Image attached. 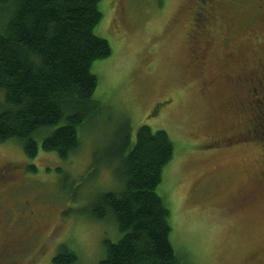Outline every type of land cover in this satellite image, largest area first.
<instances>
[{
	"label": "rangeland",
	"instance_id": "1",
	"mask_svg": "<svg viewBox=\"0 0 264 264\" xmlns=\"http://www.w3.org/2000/svg\"><path fill=\"white\" fill-rule=\"evenodd\" d=\"M196 3L102 0L103 17L94 33L108 42L111 54L91 71L98 80L94 96L107 108L104 122L83 132L79 149L66 161L43 152L40 137L34 160L25 157L18 142L0 143V166L9 164L15 175V189L6 188L0 196H22L50 214L38 225L45 234L41 242L17 247V255L24 256L12 259L15 264L43 263L59 244L76 254L77 264H99L105 241L119 239L111 220L94 219L89 209L99 194L117 188L114 167L98 158L124 117L132 138L145 125L165 131L173 144L157 194L170 213L174 250L188 264H264V183L254 163L261 150L237 140L247 123L239 92L214 78L211 56L201 62L194 58L190 9ZM4 14L1 8L0 22ZM224 33L223 21L217 35L209 36L218 41ZM228 136L234 141L226 142ZM16 212L14 206L6 212L5 229L11 234L22 229L11 222Z\"/></svg>",
	"mask_w": 264,
	"mask_h": 264
},
{
	"label": "trees",
	"instance_id": "2",
	"mask_svg": "<svg viewBox=\"0 0 264 264\" xmlns=\"http://www.w3.org/2000/svg\"><path fill=\"white\" fill-rule=\"evenodd\" d=\"M101 1L0 0V143L14 140L34 160L40 137L43 152L66 161L83 132L104 122L107 108L94 96L98 80L91 71L111 54L94 33L103 17ZM124 119L98 158L114 167L117 188L99 194L89 209L94 219L111 220L120 234L116 242L105 241L99 264H188L170 242V213L157 194L173 144L165 131L145 125L132 138ZM55 253L50 264H77L68 248Z\"/></svg>",
	"mask_w": 264,
	"mask_h": 264
},
{
	"label": "flooded vegetation",
	"instance_id": "3",
	"mask_svg": "<svg viewBox=\"0 0 264 264\" xmlns=\"http://www.w3.org/2000/svg\"><path fill=\"white\" fill-rule=\"evenodd\" d=\"M190 10L194 58L201 62L211 56L214 78L223 80L228 91L239 92L241 111L247 123L243 130L238 131L241 136L238 135L237 140L243 141V145L248 148L258 146L261 150L254 163L257 165V177L264 183V0H198ZM223 21L225 33L217 41L215 37L209 36V32L211 34L214 31L216 36L218 25L221 26ZM224 139L226 142L234 141L230 136ZM14 176L9 164L0 166V195H4L6 188L15 189ZM13 206L17 212L11 222L14 225L19 223L22 227L15 234L5 229L9 221L6 212H13ZM49 218L45 206L32 207L22 196H0V264H15L18 260L12 259L24 256L17 255V247L32 241L41 242L45 234L40 235L38 225ZM19 231L22 232L21 238ZM61 246L59 244L54 248L56 250L52 251L49 259L46 255V261L35 264H50L52 256ZM31 253L33 255L35 251L25 254L28 256Z\"/></svg>",
	"mask_w": 264,
	"mask_h": 264
}]
</instances>
